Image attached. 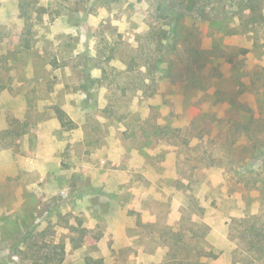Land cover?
Instances as JSON below:
<instances>
[{
  "label": "rangeland",
  "instance_id": "rangeland-1",
  "mask_svg": "<svg viewBox=\"0 0 264 264\" xmlns=\"http://www.w3.org/2000/svg\"><path fill=\"white\" fill-rule=\"evenodd\" d=\"M233 2L0 0V264H264V0Z\"/></svg>",
  "mask_w": 264,
  "mask_h": 264
},
{
  "label": "trees",
  "instance_id": "trees-1",
  "mask_svg": "<svg viewBox=\"0 0 264 264\" xmlns=\"http://www.w3.org/2000/svg\"><path fill=\"white\" fill-rule=\"evenodd\" d=\"M190 2H192V4H196L199 0H188ZM209 0H205V2H208ZM240 0H234V4H237L239 3ZM239 4H237V7H238ZM228 6H230V4H228ZM214 9H218L219 12L221 13H227L228 9H225V8H217L216 6L213 7ZM174 31V28L171 26L168 30H167V33L165 34V36L168 38V39H171L174 34H172ZM1 34V32H0ZM32 46V35H31V32L29 29H26L23 31V34L21 35V38H20V43L18 44V49H28ZM161 58L158 60L161 62ZM59 118L62 122V124H67L68 120H66V114L64 113V111L62 110H59ZM250 235L253 236V238H255V236H257L259 232V229L256 227L255 224H253L251 227H250ZM252 243L253 245L257 248V243L255 241V239L252 240Z\"/></svg>",
  "mask_w": 264,
  "mask_h": 264
}]
</instances>
